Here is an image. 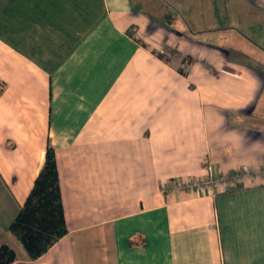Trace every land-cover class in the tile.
<instances>
[{
	"label": "crops",
	"instance_id": "crops-1",
	"mask_svg": "<svg viewBox=\"0 0 264 264\" xmlns=\"http://www.w3.org/2000/svg\"><path fill=\"white\" fill-rule=\"evenodd\" d=\"M48 144L67 233L26 259L8 226ZM263 169L264 0H0L11 264H264Z\"/></svg>",
	"mask_w": 264,
	"mask_h": 264
},
{
	"label": "trees",
	"instance_id": "trees-1",
	"mask_svg": "<svg viewBox=\"0 0 264 264\" xmlns=\"http://www.w3.org/2000/svg\"><path fill=\"white\" fill-rule=\"evenodd\" d=\"M8 230L26 259L39 257L67 233L55 153L49 144L33 185ZM15 259V249L1 243L0 264H11Z\"/></svg>",
	"mask_w": 264,
	"mask_h": 264
},
{
	"label": "built area",
	"instance_id": "built-area-1",
	"mask_svg": "<svg viewBox=\"0 0 264 264\" xmlns=\"http://www.w3.org/2000/svg\"><path fill=\"white\" fill-rule=\"evenodd\" d=\"M207 162V160H205ZM204 161V162H205ZM264 171V169H263ZM227 174V173H226ZM246 175H242V174H231V176H229V174L224 175V176H219L218 178H214L211 174V172L209 171L208 168V173L206 176L202 177V178H194L191 180H187V179H180L178 181H174L171 186H170V190H178V189H191V188H195L197 190H199L200 192H203L205 190L210 191L213 187V185L217 186L220 185V187H224L226 185H234L237 182H239L241 180L242 177H244Z\"/></svg>",
	"mask_w": 264,
	"mask_h": 264
},
{
	"label": "rangeland",
	"instance_id": "rangeland-1",
	"mask_svg": "<svg viewBox=\"0 0 264 264\" xmlns=\"http://www.w3.org/2000/svg\"><path fill=\"white\" fill-rule=\"evenodd\" d=\"M205 160H207V158L203 159L202 162H204ZM207 163V166H208V161L206 162L205 161V164ZM244 174V175H250L252 173V170L251 169H248L246 167H237V168H234V169H231V170H228L227 174H229V176H231V174ZM226 173H222V176L224 175H227Z\"/></svg>",
	"mask_w": 264,
	"mask_h": 264
}]
</instances>
